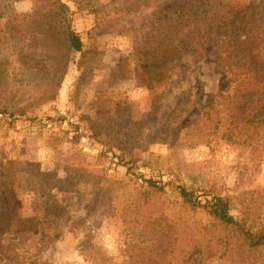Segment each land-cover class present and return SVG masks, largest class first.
<instances>
[{
  "label": "rangeland",
  "instance_id": "374dc122",
  "mask_svg": "<svg viewBox=\"0 0 264 264\" xmlns=\"http://www.w3.org/2000/svg\"><path fill=\"white\" fill-rule=\"evenodd\" d=\"M46 1L0 0V264H264L180 194L264 232V125L247 142L248 111H208L236 59L264 65V0H61L80 53L34 15ZM179 16L171 76L150 88L148 41Z\"/></svg>",
  "mask_w": 264,
  "mask_h": 264
},
{
  "label": "trees",
  "instance_id": "16d2710c",
  "mask_svg": "<svg viewBox=\"0 0 264 264\" xmlns=\"http://www.w3.org/2000/svg\"><path fill=\"white\" fill-rule=\"evenodd\" d=\"M46 7H39L34 9V15L40 14H54L60 23L63 24L66 29V40L67 43L74 52L80 53L83 50V43L78 33L71 26L70 14L68 7L61 2V0H47ZM209 7L217 5L215 0H206ZM172 13H176L171 10ZM218 15V11L216 12ZM178 14L185 15V9H181ZM224 14V13H222ZM176 17V16H175ZM171 17L165 24V29L159 34L157 39L149 40L151 48L145 52L147 64L144 65V69L147 70V75L149 77V87L152 88L160 82H163L170 78L171 71L173 67L168 66L171 55L173 54V43L178 36L179 28L183 21H180V16L176 19ZM228 25L221 28L224 31L222 36L229 38L230 31H227ZM233 37V35H232ZM156 43V45H154ZM146 46V45H145ZM238 53H241L239 50ZM235 69L231 70L230 73L233 74V83L236 84L234 88V93L232 96L225 97L220 95L224 102L211 106L208 111H229L230 117L233 123L238 121L244 122L243 115L247 114L244 130L247 131V142H253L254 140H262L263 136L259 137L260 132L253 129L257 124L264 125V65H256L253 67L251 64H241L239 59L235 61ZM251 65V66H250ZM252 111H258L255 115H252ZM250 118V119H249ZM150 189L156 191H162L163 186H159V183L154 181H147ZM181 197L186 205L193 208H201L208 212V214L218 223L224 225L226 228L234 231L241 240L247 242L252 248L264 247V235L262 231H257L253 233L252 227H247L245 222L237 220L231 215V205L228 200L220 197H213L212 199L206 201L202 205L195 198L194 193L186 191V189H180ZM24 227L19 228V232L24 231ZM264 249V248H263Z\"/></svg>",
  "mask_w": 264,
  "mask_h": 264
}]
</instances>
